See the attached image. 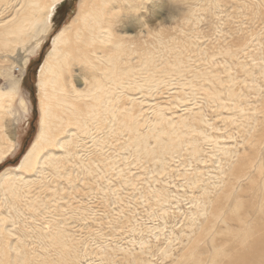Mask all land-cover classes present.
Here are the masks:
<instances>
[{"label":"rangeland","instance_id":"374dc122","mask_svg":"<svg viewBox=\"0 0 264 264\" xmlns=\"http://www.w3.org/2000/svg\"><path fill=\"white\" fill-rule=\"evenodd\" d=\"M80 1L84 2L63 0L55 5L45 35L21 54L0 56V88L20 82L11 109L0 115V124L12 125L16 143L0 172L15 171L40 131L39 71L55 36L71 26L86 33L77 19ZM260 1L111 0L101 5L114 12L112 36L104 43L108 48L101 44L92 62L85 56L73 61L71 53L62 75L67 91L79 90L74 102H87L91 108L56 137L69 140L64 150L51 147L42 153L64 154L61 169L53 173L45 165L38 172L22 173L25 180L39 182L27 189L30 192L22 189L24 199L18 204L24 209L22 220L43 227L48 221V235L59 232L61 238V245L54 246L51 239H41L45 230L39 228L36 235L28 227L27 264H192L187 258L192 252L204 264H229L237 249L243 257L240 237L250 226L230 216L232 203L224 204L217 222L211 221L217 201L235 181L234 167L251 152L253 165H261L263 171L253 168L240 183L236 181L235 193L243 197L244 209L251 205L258 209L264 194ZM86 3L89 18L96 2ZM5 7L0 6V20L9 15ZM125 33L134 37L126 39ZM118 40L122 47L110 50ZM103 56L119 57L115 73L104 76L99 71L108 66ZM85 71L91 74L89 80L94 75L103 86L94 92L98 100L78 84ZM56 112L65 123L69 112L60 108ZM168 131H176L180 138L174 151L161 150L170 141ZM2 195L0 191V210L5 212ZM36 197L47 202L46 219L41 216L44 208L38 207L39 221L31 218L27 207ZM211 224L210 234L201 236V228ZM211 238L216 243L211 244ZM214 245L221 253L218 257ZM7 253L9 264H15L13 251Z\"/></svg>","mask_w":264,"mask_h":264},{"label":"bare ground","instance_id":"6f19581e","mask_svg":"<svg viewBox=\"0 0 264 264\" xmlns=\"http://www.w3.org/2000/svg\"><path fill=\"white\" fill-rule=\"evenodd\" d=\"M62 1L63 0H16L15 3L9 4L8 1L0 0V6L5 5V10L9 14L5 19L0 20V56H2L3 58H10L15 54H21L31 42H33L34 40H38L39 36L45 35L50 28V24L52 23L51 16L53 8L55 7V5L61 3ZM87 1H89V3L96 2V6H91L92 13L90 14L89 18H86L88 14L86 8L89 6V4L86 3ZM97 1H99V4L97 3ZM110 1L111 0H84V2L80 1V3L82 4L80 5L77 19H81L86 33H84L81 28H77L76 26H71L69 30L64 29L62 32L58 33L53 40L52 50L46 57L39 71L38 85L40 87L39 90L42 94L40 103V131L37 134L34 144L29 148L28 151H26L24 156L21 158L20 163L15 166V168H13L15 171L10 173L6 171V168L0 172V191L4 195L2 196L4 197V205L6 206L5 212H3L2 209L0 210V239H3L2 243H4L3 248L0 246V255L2 256L0 264H9V256H7V252L9 250H12L14 253L13 259L15 264L28 263L26 257L24 256V250L26 247L25 238L28 237L27 229L29 228L33 230L36 235H40L38 231L39 228L41 230H45V236H43V238L41 239L48 238L51 239V242L54 246L61 245L59 232L52 234V236L48 235V221L45 222L46 226L43 227L37 224L27 225L25 224L24 218L22 220V215H25V213H23L24 209L22 208V206L19 207L18 205L20 202H23L24 199L23 195L25 192L22 191V189H32L39 183L32 181V179L25 180V178L22 176V173L32 174L33 172L37 171L38 167L44 169L45 165H50L53 173L56 170L61 169V166L64 162V154L61 153L60 155H56V153H50L49 155L43 157L42 153L46 149L51 147H57L64 150L66 145H68L69 140L57 141L56 137L61 134L60 132L63 131L64 127H66L67 124H71V121L73 122L74 117H76L77 120L80 115H83V113L87 112L91 108V105L87 102H74V95L78 94L79 90H76L75 87H71L72 90L68 89L67 91L62 81V75L67 65L69 64L71 53L75 54V59L72 58L73 61H75L77 58L79 59L85 56V61L92 62L93 57L98 55L99 53L97 50L100 48V45H104V43L109 41V39L111 38V29L112 25L114 24V12L108 11L105 8L106 5H109L111 3ZM122 1L130 2L132 0ZM261 1L262 6L264 7V0ZM103 4L106 5L102 9L101 5ZM262 6L259 10L264 9ZM259 14L264 15V13L262 12L258 13V15ZM262 22H264L263 19ZM261 25H263L262 28H264V24L262 23ZM132 35L133 34L131 33H125L123 37H125L126 39H131L132 37H134ZM119 41L120 40L116 41L113 44V47L110 48V50L121 48L123 44H119ZM104 47L108 48L107 45H104ZM102 58L107 59L108 66H104L105 68L101 69H99L97 66L94 67H97L99 71H103V74H106L104 76H108V74L110 73H115V67L118 65L119 57L103 56ZM6 61L7 59L4 60V62ZM89 76H91V74L85 71V74L78 77V84H81L83 86V92L88 93L89 96L93 97V99L98 100L100 97L98 96L97 92H94L96 90H101L103 86L102 84H100L96 76L92 75L93 78H91L90 80L88 79ZM19 83V81H14L11 82L7 88H0V115L6 113L11 109V104L13 103L12 101L14 100L15 95L20 91ZM66 93H68V95ZM56 108H60L62 110L66 109V113L69 112L68 119L65 121V123L56 112ZM0 121H3L1 116ZM182 123L185 125L187 124L185 123V121H183ZM12 129V125L7 123L6 121L1 122L0 164L3 163V160H7V158L16 149L15 137ZM167 133L170 135V141L167 144H163L161 146V150L163 151V149H166L167 151H174L178 149L179 145L181 144L178 133L176 131H168ZM193 152L196 154L198 150L194 147ZM226 154H228V152ZM253 159V153L251 152L249 153V155L243 156L241 162L239 161V165L236 168L234 167V174L232 177L235 181L234 183L232 182V185L230 184L231 187L228 185L230 187H228L229 190L225 193V195H222L223 197L220 198L219 201H217L218 203L216 209L214 210L212 215L213 220H210L211 223L217 222L221 218L224 204H228V202H231L232 208L230 209V216L236 221L240 223H246L250 226V229H247L244 235L242 234L240 237V252L242 253L243 257H240L237 249L236 255L232 259V263L229 264H264V194L261 195L262 198L258 202V209H256L257 205H254L256 206V208L251 205L250 207L244 209L245 204L243 202V197L240 193H235V182L239 181L240 179L243 180L242 178H244V176L250 174L251 170L253 168H256L253 165ZM256 170L261 173L263 171L262 166L258 165ZM240 182L241 181H239V183ZM262 187V190L264 192V180ZM47 190L45 189V191ZM242 190H240V192ZM27 191L30 192V190ZM218 196L220 197V195ZM37 198L38 197H36V199H34L32 203L27 207L33 212L31 218H35L36 221H39L40 216L38 215L41 213L38 207L44 208L42 210L41 216L45 218L44 210L46 209L47 202H45V200L42 201L41 199L38 200ZM239 207L243 209L242 212H239ZM204 209H206V207H204ZM213 227L214 225L212 226L211 224L210 228H201L204 229V231L202 230L203 232L201 233V236L210 234ZM226 230L230 232L229 228H227ZM24 233L25 237L23 236ZM12 239L13 244H11ZM203 239L200 240L203 241ZM215 240V238H211L210 243H216ZM217 246L220 247V245ZM191 248L195 249V245ZM212 249H214L215 251L213 252L215 253L214 255H217V257L220 256V252L218 254L216 253V251H219V248H217L216 245H214V248ZM188 255V260H193L192 264H204L201 256L196 252H192ZM215 258L216 257H214V260Z\"/></svg>","mask_w":264,"mask_h":264}]
</instances>
